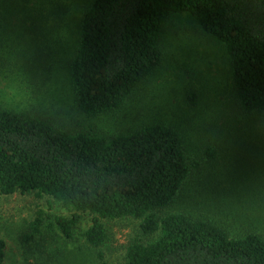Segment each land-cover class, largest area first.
Instances as JSON below:
<instances>
[{
	"label": "trees",
	"instance_id": "1",
	"mask_svg": "<svg viewBox=\"0 0 264 264\" xmlns=\"http://www.w3.org/2000/svg\"><path fill=\"white\" fill-rule=\"evenodd\" d=\"M183 12L225 44L239 109L264 115V0H92L69 59L79 110L96 117L121 108L161 64L164 26ZM255 116L241 130L247 143ZM255 132L264 151V132ZM203 151L190 152L183 133L165 122L110 138L86 123L61 127L29 110L0 107V193L59 201L72 212L54 216L66 239L75 238L84 213L93 216L84 232L93 247L108 237L103 219L133 216L141 220L142 238L127 247L122 264H264V178L263 186L227 189V200L210 204L201 196L206 189L193 187L209 161L231 152L223 144ZM185 190L181 208L166 210ZM44 216L40 210L25 243L43 234ZM6 247L0 238V264Z\"/></svg>",
	"mask_w": 264,
	"mask_h": 264
},
{
	"label": "rangeland",
	"instance_id": "2",
	"mask_svg": "<svg viewBox=\"0 0 264 264\" xmlns=\"http://www.w3.org/2000/svg\"><path fill=\"white\" fill-rule=\"evenodd\" d=\"M91 2L0 0V107L29 110L61 127L79 128L86 123L110 138L144 124L165 122L183 133L194 154L222 144L231 152L224 160H212L203 167L193 188L206 189L201 195L204 201L222 204L227 189L249 190L252 183L263 186V141L255 131L264 132V115L244 114L239 109L233 98L232 63L225 44L207 33L190 13L174 14L166 23L161 64L121 108L96 117L79 110L69 59L79 43L83 12ZM254 116V127L246 128L254 138L247 143L249 136H242L241 130L248 117ZM187 194L185 190L166 210L181 208ZM246 195L243 191L242 196ZM187 198L189 203L195 199ZM40 210L45 212L43 234L25 243L23 236L30 232ZM71 213L48 195L0 193V238L7 243L6 264H122L127 247L142 238L138 218L103 219L108 237L102 246L93 247L84 236L93 216L84 213L75 238L66 239L54 216Z\"/></svg>",
	"mask_w": 264,
	"mask_h": 264
}]
</instances>
